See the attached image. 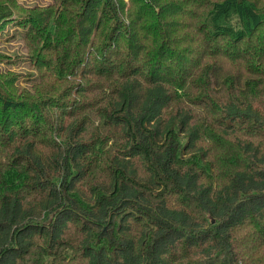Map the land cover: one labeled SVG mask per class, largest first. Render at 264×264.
Instances as JSON below:
<instances>
[{
  "label": "trees",
  "instance_id": "1",
  "mask_svg": "<svg viewBox=\"0 0 264 264\" xmlns=\"http://www.w3.org/2000/svg\"><path fill=\"white\" fill-rule=\"evenodd\" d=\"M13 8L0 264H264V0Z\"/></svg>",
  "mask_w": 264,
  "mask_h": 264
},
{
  "label": "rangeland",
  "instance_id": "2",
  "mask_svg": "<svg viewBox=\"0 0 264 264\" xmlns=\"http://www.w3.org/2000/svg\"><path fill=\"white\" fill-rule=\"evenodd\" d=\"M49 3L50 0H0V6L4 4L14 6L11 20L16 18L17 13L31 16L32 9L43 8ZM6 30L9 32L0 35V53L5 55L4 59L6 60L0 63V78H3L7 71L16 72L22 75L19 76L18 85L27 87L23 78H27V73L33 70L29 66V49L24 40L19 35L14 34V27H8Z\"/></svg>",
  "mask_w": 264,
  "mask_h": 264
}]
</instances>
